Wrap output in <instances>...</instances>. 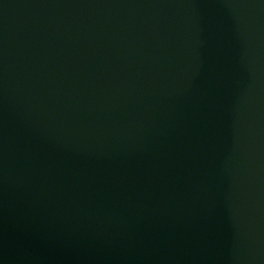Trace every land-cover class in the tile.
<instances>
[{
    "label": "water",
    "instance_id": "95a60500",
    "mask_svg": "<svg viewBox=\"0 0 264 264\" xmlns=\"http://www.w3.org/2000/svg\"><path fill=\"white\" fill-rule=\"evenodd\" d=\"M0 264H264V0H0Z\"/></svg>",
    "mask_w": 264,
    "mask_h": 264
}]
</instances>
